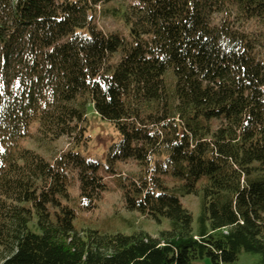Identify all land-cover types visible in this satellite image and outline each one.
I'll return each mask as SVG.
<instances>
[{
	"label": "trees",
	"instance_id": "obj_1",
	"mask_svg": "<svg viewBox=\"0 0 264 264\" xmlns=\"http://www.w3.org/2000/svg\"><path fill=\"white\" fill-rule=\"evenodd\" d=\"M99 15L129 36L101 30ZM89 105L121 135L114 157L143 168L124 203L165 219L158 237L76 231L75 207L93 210L106 189L99 165L21 146L79 142ZM243 253L264 264V0H0V264H238Z\"/></svg>",
	"mask_w": 264,
	"mask_h": 264
},
{
	"label": "rangeland",
	"instance_id": "obj_2",
	"mask_svg": "<svg viewBox=\"0 0 264 264\" xmlns=\"http://www.w3.org/2000/svg\"><path fill=\"white\" fill-rule=\"evenodd\" d=\"M98 27L106 33H119L128 37L129 28L123 20L110 17L96 19ZM120 58L119 55L115 60ZM86 128L85 136L78 142L73 137H64L53 143L52 148H40L31 139H25L21 146L37 152L48 162L65 150H74L80 153L87 161L99 165L98 173L103 179L106 189L102 197L91 211L76 206L75 230L78 232L94 231L100 235L123 234L132 235L134 232H145L151 237H158L159 233L168 230L165 219L158 222L142 215L138 211H129L125 207L123 193L126 185L133 179L143 176V168L135 160L122 161L116 159L115 153L121 141V135L113 124L99 116L92 105L87 108L86 119L83 123ZM36 129L33 125L32 131ZM70 195L78 199L79 181L76 176L70 179ZM183 207L188 210L196 220L200 206L198 199L193 195L180 197ZM201 264H212L205 259ZM238 264H258L257 258L251 254L243 253L239 256Z\"/></svg>",
	"mask_w": 264,
	"mask_h": 264
}]
</instances>
